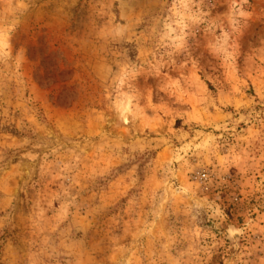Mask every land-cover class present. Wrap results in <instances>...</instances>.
<instances>
[{
  "label": "rangeland",
  "instance_id": "1",
  "mask_svg": "<svg viewBox=\"0 0 264 264\" xmlns=\"http://www.w3.org/2000/svg\"><path fill=\"white\" fill-rule=\"evenodd\" d=\"M0 264H264V0H0Z\"/></svg>",
  "mask_w": 264,
  "mask_h": 264
}]
</instances>
